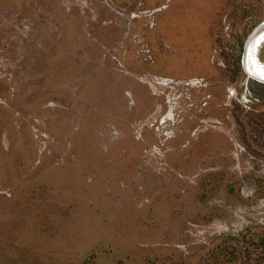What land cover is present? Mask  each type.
<instances>
[{
    "label": "rangeland",
    "instance_id": "374dc122",
    "mask_svg": "<svg viewBox=\"0 0 264 264\" xmlns=\"http://www.w3.org/2000/svg\"><path fill=\"white\" fill-rule=\"evenodd\" d=\"M263 21L264 0H0V264H264Z\"/></svg>",
    "mask_w": 264,
    "mask_h": 264
},
{
    "label": "bare ground",
    "instance_id": "6f19581e",
    "mask_svg": "<svg viewBox=\"0 0 264 264\" xmlns=\"http://www.w3.org/2000/svg\"><path fill=\"white\" fill-rule=\"evenodd\" d=\"M264 39V21L258 24L250 33L246 41L244 67L248 74L264 81V65L258 61L257 48Z\"/></svg>",
    "mask_w": 264,
    "mask_h": 264
},
{
    "label": "water",
    "instance_id": "95a60500",
    "mask_svg": "<svg viewBox=\"0 0 264 264\" xmlns=\"http://www.w3.org/2000/svg\"><path fill=\"white\" fill-rule=\"evenodd\" d=\"M245 49H246V44H245ZM244 54H245V51H244ZM243 59H244V55H243Z\"/></svg>",
    "mask_w": 264,
    "mask_h": 264
}]
</instances>
